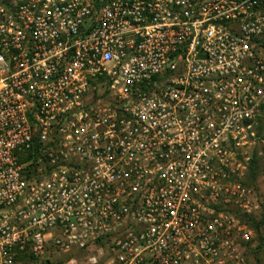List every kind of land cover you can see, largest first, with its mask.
<instances>
[{
	"label": "built area",
	"instance_id": "obj_1",
	"mask_svg": "<svg viewBox=\"0 0 264 264\" xmlns=\"http://www.w3.org/2000/svg\"><path fill=\"white\" fill-rule=\"evenodd\" d=\"M262 125L264 0H0V264H252Z\"/></svg>",
	"mask_w": 264,
	"mask_h": 264
},
{
	"label": "rangeland",
	"instance_id": "obj_2",
	"mask_svg": "<svg viewBox=\"0 0 264 264\" xmlns=\"http://www.w3.org/2000/svg\"><path fill=\"white\" fill-rule=\"evenodd\" d=\"M262 132L260 135L264 137V125ZM259 173L256 176L255 180L248 178L249 183L251 186L256 188V195L258 197V208L253 213V215L248 216L247 220L249 223L255 228L256 230V237L251 243L250 246V254L252 257V264H264V158H259ZM252 219L255 222L259 223L260 229L257 230L255 224L252 222Z\"/></svg>",
	"mask_w": 264,
	"mask_h": 264
},
{
	"label": "trees",
	"instance_id": "obj_3",
	"mask_svg": "<svg viewBox=\"0 0 264 264\" xmlns=\"http://www.w3.org/2000/svg\"><path fill=\"white\" fill-rule=\"evenodd\" d=\"M259 129H260V132H262L263 126H260ZM258 162H259L258 159H254L253 162H252L251 168H250L248 178H250L252 180H255L256 176L259 173V170H258L259 169V164H258ZM252 222L255 224L256 229L259 230L260 229L259 223L258 222H255L254 219H252Z\"/></svg>",
	"mask_w": 264,
	"mask_h": 264
},
{
	"label": "crops",
	"instance_id": "obj_4",
	"mask_svg": "<svg viewBox=\"0 0 264 264\" xmlns=\"http://www.w3.org/2000/svg\"><path fill=\"white\" fill-rule=\"evenodd\" d=\"M249 253H250V251H249ZM251 255V254H250ZM252 256V255H251ZM253 257V256H252Z\"/></svg>",
	"mask_w": 264,
	"mask_h": 264
}]
</instances>
